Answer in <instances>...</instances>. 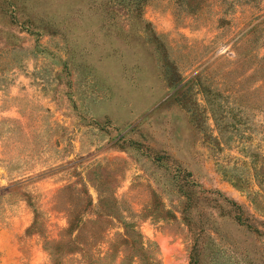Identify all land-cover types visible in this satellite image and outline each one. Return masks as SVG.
Returning a JSON list of instances; mask_svg holds the SVG:
<instances>
[{
  "label": "rangeland",
  "instance_id": "rangeland-1",
  "mask_svg": "<svg viewBox=\"0 0 264 264\" xmlns=\"http://www.w3.org/2000/svg\"><path fill=\"white\" fill-rule=\"evenodd\" d=\"M0 264H264V0H0Z\"/></svg>",
  "mask_w": 264,
  "mask_h": 264
}]
</instances>
